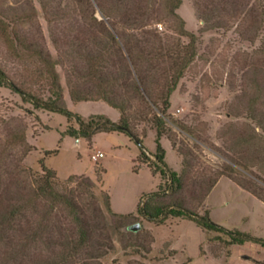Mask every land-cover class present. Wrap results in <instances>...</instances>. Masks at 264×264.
Listing matches in <instances>:
<instances>
[{"label": "rangeland", "instance_id": "rangeland-1", "mask_svg": "<svg viewBox=\"0 0 264 264\" xmlns=\"http://www.w3.org/2000/svg\"><path fill=\"white\" fill-rule=\"evenodd\" d=\"M42 1L47 10L48 3L54 8L60 2V7L68 10L74 2L0 0V6L17 9L24 6L31 9L33 6L36 9V18L18 27L19 35L26 43L37 42L59 60L56 69L70 111L85 120L92 115H104L117 122L120 112L103 101L73 103L66 82L70 65L82 67L77 57L69 55L70 44L82 42L95 33L101 34L79 16L72 18L73 21L49 25L41 9ZM225 1L182 0L176 10L184 20L185 29L197 36L196 56L171 95L166 116L167 131L161 144L167 154L168 167L179 174L184 168L180 150H190L195 157L186 155L189 165L185 166L182 177V191H170L168 199L173 201L180 197L186 207L198 214L208 210L215 223L264 239V202L238 185L252 187L264 196V171L254 166L245 173L237 168L240 171L231 173V179L220 177L205 199L194 186L202 178H213L229 164L226 155L243 157L251 163L250 149L254 148L242 146V140L248 135L256 138L255 132L264 135V130L257 127L247 111L253 100L251 106L264 114V52H261L264 45V0H240L242 12L237 19L231 16L232 9ZM106 2L90 0L100 19L99 5ZM134 2L131 7L142 4H137V0ZM194 2L214 11L215 21L212 20L211 25L198 17ZM76 7L79 10L80 5L76 4ZM153 9L162 17L144 29L155 31L163 45L178 51L188 39L178 34L177 24L167 16L163 4L154 2ZM245 13L247 18L241 21ZM256 24L263 28L258 36L251 31ZM116 29L133 36V40L143 38L139 29L119 24ZM33 63V59L20 60L12 56L0 37V67L31 94L47 100L49 94L45 83L35 77ZM169 65L165 60L154 63L155 69L151 72L154 82L149 84V89L160 90L165 81L161 73L169 71ZM75 78L80 85L85 81L84 77ZM93 88L91 85L90 89ZM117 93L129 100L131 108L126 113L133 131L146 148L154 149L155 128L150 120L141 117L147 108L129 97V92L122 87L117 88ZM69 127H78L74 119L67 120L61 114L35 109L18 93L0 87V211L10 209L16 202L10 197L13 193L15 195L17 185L24 199L32 197L35 177L42 174V160L55 173L57 191L75 197L85 220L92 228L96 227L89 244L80 246L78 231L68 212L58 208L46 216L44 202L37 200L35 209L26 211L25 218L16 222L7 233V239L0 242V264H264V247L253 241L229 246L225 243V235L205 233L193 222L182 218L169 217L162 224L146 221L136 213L139 199L141 195L155 191L158 184H164L166 180H162L159 173L153 175L139 161L140 150L135 141L120 133H98L91 138L79 139L61 136ZM15 131H24L26 141L32 147L25 156L20 146H9L8 140ZM234 144L236 149L232 151ZM52 150H58L57 154H46ZM97 151L102 152L103 157L93 161L91 155ZM21 169L25 171L20 173ZM85 178L93 182L92 187H85ZM106 199L117 217H112L106 209ZM127 214L133 216H121ZM42 221L46 227L40 233L41 239L31 241ZM135 223L141 228L137 232L129 231L128 227Z\"/></svg>", "mask_w": 264, "mask_h": 264}, {"label": "trees", "instance_id": "trees-1", "mask_svg": "<svg viewBox=\"0 0 264 264\" xmlns=\"http://www.w3.org/2000/svg\"><path fill=\"white\" fill-rule=\"evenodd\" d=\"M73 1V6L68 10L60 7V2L58 3V7L54 8L49 6L48 3L47 10V5L43 1L40 2L41 9L49 25L71 21L72 18L79 16L80 20L87 23L90 27L97 29L99 34H101H92L82 42L75 41V43L72 42L69 46V55L71 56L72 54L74 57H77L82 64L80 68L76 64L69 67L66 82L70 100L73 103L103 101L120 112L119 120L113 122L104 115H92L85 120L82 116L70 111L66 107L63 88L56 69L59 60L54 59L37 42L26 43L19 35L18 27L24 23L32 22L36 18V9L33 6L31 9L25 6L18 9L13 6L5 8L0 6V37L12 56L20 60H34L35 77L43 80L45 83V88L49 94L48 99L44 100L31 94V92L11 79L1 67L0 87H6L18 93L23 101L30 102L35 109H44L61 114L67 120L74 119L78 127H69L61 136L67 135L74 139H79L81 137L91 138L98 133H120L133 139L139 146V161L146 164L153 175L159 173L162 180H166L164 184L159 183L155 191L143 194L139 199L136 213L146 221L162 224L169 217L182 218L193 222L205 233L216 232L225 235L227 237L225 243L229 246L244 245L248 241H253L264 247V239L262 238H257L239 229H227L215 223L210 218L208 210L201 215L186 207L180 197L174 198L173 201L168 199L170 191L173 193L182 191V177L185 174V166L189 165V161L185 157L187 154L194 156L190 150H180L184 158V168L182 169V174H179L168 167L165 161L166 151L161 144V138L167 131L166 116L171 106V95L177 88L179 80L183 77L185 69L193 62L196 56L195 45L197 36L185 29L184 20L176 12L182 0H137V4L145 2L144 5L141 4L136 7H131V3L134 4L135 0H107L103 5H99L101 19L95 15V11L90 5V0ZM154 2L164 5L167 16L172 18L174 23L177 24L176 30L178 34L188 39V43L181 45L178 51H173L163 45L160 35L155 31L144 29L146 25L148 26L153 21L160 20V17H162L159 12L154 11ZM240 2V0L225 1L232 9L231 16L236 19L239 18L242 12ZM76 4L80 5L79 10ZM194 6L198 17L205 24L211 25L213 23L212 20L215 21L212 9H208L204 4L199 5L197 2H194ZM247 14L245 13L241 21L246 20ZM117 24L134 30L139 29L143 34V38L133 40V36L129 37L124 32L120 33L116 29ZM262 30L263 28L256 24L252 26L251 31L254 32V36H258L257 33ZM245 38L252 42L254 40L250 37ZM52 40L54 45H57V41ZM261 52H264V45L261 47ZM162 60L169 62V71L161 73L163 76L161 78L165 81L162 83L160 90L155 92L153 89H149V84L152 85L154 82L151 72L152 69H155L154 63ZM143 63L145 64L144 66H142ZM75 77H84L85 81L80 85ZM91 85L94 86L93 89H90ZM119 87L129 92V97L143 103L147 108L146 114L142 113L141 117L145 120H150L155 128L154 153L148 151L133 131L129 116L126 113L131 108V105L128 98H124L122 94L117 93V88ZM90 94L93 96L91 97ZM252 101L247 106L248 116L263 131L264 114L251 106ZM255 136L256 138L248 135L247 139L242 140L241 144L242 146L247 145L246 147L248 148H254L250 149L249 156L253 160L251 163L249 159L243 157L226 155L229 164L218 171L213 178L205 177L197 184L194 183V186L198 188V192L202 193V199L206 198L222 176L231 179V173H237L240 171L238 169L246 173L254 166L260 171H264V135L255 132ZM8 142L9 146H20L23 149V156L32 150V147L26 141L24 131L13 132ZM257 143H259V146ZM235 149L234 144L231 150ZM57 152L58 150H52L47 151L46 154L54 155ZM234 152H236L235 154H240L239 151ZM1 161L2 157H0V164H2ZM41 168L42 174L35 177L34 182L36 186H34L32 191V197L24 199L20 193L21 188L17 185L15 187V195L13 193V196L10 197L11 201L16 202L11 205L10 209L4 212L0 211V242H4L7 239V233L10 232L16 222L25 218L26 211L35 209L34 202L39 200L44 202L46 207L44 214L46 216L52 214L58 208H64L70 215L71 222L78 231L79 245L85 246L89 244L91 233L94 229L96 230V227L92 228L89 222L85 220L83 209L75 197L57 191L55 173L53 170L47 168L42 160ZM24 171V169L19 170L20 173ZM1 178L2 175L0 174V186L2 184ZM259 179L261 178L259 177ZM83 184L86 188L93 186V182L89 178L83 179ZM238 185L250 191L264 202V196H261L254 188L242 183H238ZM105 206L112 217L118 216V214L111 211L108 199L105 201ZM121 216L131 217L133 214ZM42 223L43 221L38 224L40 228L33 233L31 241L35 242L37 239H41L40 233L46 227Z\"/></svg>", "mask_w": 264, "mask_h": 264}, {"label": "built area", "instance_id": "built-area-1", "mask_svg": "<svg viewBox=\"0 0 264 264\" xmlns=\"http://www.w3.org/2000/svg\"><path fill=\"white\" fill-rule=\"evenodd\" d=\"M102 157H103V153L100 152V151H97L96 153H93V154L91 155V159H92L93 161H97L98 159H100V158H102Z\"/></svg>", "mask_w": 264, "mask_h": 264}, {"label": "water", "instance_id": "water-1", "mask_svg": "<svg viewBox=\"0 0 264 264\" xmlns=\"http://www.w3.org/2000/svg\"><path fill=\"white\" fill-rule=\"evenodd\" d=\"M140 228H141V225L139 223H135L133 225H130L128 227V230L132 232H137Z\"/></svg>", "mask_w": 264, "mask_h": 264}, {"label": "crops", "instance_id": "crops-1", "mask_svg": "<svg viewBox=\"0 0 264 264\" xmlns=\"http://www.w3.org/2000/svg\"><path fill=\"white\" fill-rule=\"evenodd\" d=\"M148 149V148H147ZM148 151L150 152V153H154L155 152V147H154V149H148ZM154 151V152H153ZM167 155V154H166ZM166 155H165V161H166ZM166 163H167V161H166ZM145 167H147V168H149L146 164H143ZM149 170H150V168H149ZM157 176H159L158 174H157ZM159 178V177H158Z\"/></svg>", "mask_w": 264, "mask_h": 264}]
</instances>
